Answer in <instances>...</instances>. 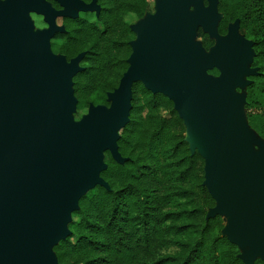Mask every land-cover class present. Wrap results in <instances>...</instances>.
I'll list each match as a JSON object with an SVG mask.
<instances>
[{"label":"water","instance_id":"1","mask_svg":"<svg viewBox=\"0 0 264 264\" xmlns=\"http://www.w3.org/2000/svg\"><path fill=\"white\" fill-rule=\"evenodd\" d=\"M218 2L154 0L152 12L130 23L128 66L108 103L90 101L75 117L73 76L85 52L67 60L51 50L54 17L35 28L29 14L50 10L44 0H0V264H61L54 245L71 233L79 198L97 184L110 187L101 175L105 151L119 163L129 158L118 139L137 80L173 101L190 153L203 157L202 184L214 199L206 220L222 217L221 235L243 264H264V137L245 107L259 66L239 17L219 30ZM199 27L213 39L208 47Z\"/></svg>","mask_w":264,"mask_h":264},{"label":"trees","instance_id":"2","mask_svg":"<svg viewBox=\"0 0 264 264\" xmlns=\"http://www.w3.org/2000/svg\"><path fill=\"white\" fill-rule=\"evenodd\" d=\"M102 18L107 29H80L81 44L71 53L86 49L85 68L73 76L78 98L75 117L89 101L107 102L126 67L133 33L121 13L142 14L150 0H103ZM223 13L218 28L239 17V29L254 40L253 65L246 110L251 126L264 137V0H219ZM208 47L213 39L198 28ZM71 50V49H68ZM217 73V68L209 69ZM185 125L173 101L152 92L140 81L132 84L129 120L120 129L118 148L129 158L115 161L105 151L107 167L101 175L109 189L95 185L79 198L69 222L71 233L54 245L61 264H243L239 248L221 235L220 215L206 220L214 199L202 184L203 157L190 153L184 140ZM167 244L173 251L163 252ZM253 264H263L259 258Z\"/></svg>","mask_w":264,"mask_h":264},{"label":"flooded vegetation","instance_id":"3","mask_svg":"<svg viewBox=\"0 0 264 264\" xmlns=\"http://www.w3.org/2000/svg\"><path fill=\"white\" fill-rule=\"evenodd\" d=\"M44 1L48 4V7L50 10H48L47 12H40V13L36 12L35 10L29 11L30 17H31L33 24H34V27L35 28H47V27H49V20L48 19L49 18L51 19L52 17H54V22H55V25L57 26V28L54 29L53 33L49 37V44H50L51 50L55 53L64 54L66 56L67 60H69L71 57L75 56L78 52L84 51L85 53L80 60V64L83 65L85 68V66H86L85 65L86 49H80V50L75 51L74 53H71V52L74 50V48L79 47L81 44H85V43L87 44V43L91 42L89 39H87V40L81 39V37H80V29L81 28H83V27L89 28L88 31L92 33V37L95 35V32H97V31L102 32V31H105L107 29L106 23L104 22V19L101 17L102 11H103L104 6H105L104 1L103 0H94V3H93L94 8L91 10L79 9V6H78L79 0H77V2H76V0H44ZM82 1H84L85 3L91 2V0H82ZM149 2H150V6L147 9H145L142 14H138L137 12H133L137 15V18L131 22H128V27L131 30V32L133 33V36L131 38H133L135 36V33L130 28V23H132V22L136 21L138 18L142 17L146 11L152 12L154 10V8H153L154 0H150ZM151 4H152V6H151ZM54 11H57V14H55V16H53ZM126 13H128V12H125V13L123 12V14L121 13L122 20L123 19L126 20L124 17V15ZM129 40H128V42H129ZM129 45H130V43H129ZM130 48H131V45H130ZM68 49H71V50H68ZM130 52H131V50H130ZM130 52H129V54H130ZM129 54L127 55V57L129 56ZM127 57H126V62H127ZM127 66H128V62H127L126 67L123 69V71L127 68ZM137 81H139V80H137ZM107 92H106V94H107ZM94 103H98V102H94ZM104 103H108V101L104 102ZM131 104H132V98H131Z\"/></svg>","mask_w":264,"mask_h":264},{"label":"rangeland","instance_id":"4","mask_svg":"<svg viewBox=\"0 0 264 264\" xmlns=\"http://www.w3.org/2000/svg\"><path fill=\"white\" fill-rule=\"evenodd\" d=\"M151 6H152V4H151ZM124 17H125V19H126V21H128V22H131V21H133V20H135L136 18H137V15L135 14V13H133V12H128V13H126L125 15H124ZM107 101V100H106ZM86 111V110H85ZM85 111H83V112H85ZM247 111V110H246ZM82 111H81V113H83ZM185 130V129H184ZM185 140V139H184ZM90 189H92V188H90ZM90 189L86 192V193H88L89 191H90ZM85 193V194H86ZM73 212V211H72ZM221 217V216H220ZM72 218H73V215H72ZM222 218V217H221ZM72 220V219H71ZM222 222H223V219H222ZM68 226H69V223H68ZM70 228V227H69ZM71 229V228H70ZM221 231V230H220ZM175 249V246L174 245H172V244H167L166 246H164L161 250L163 251V252H167V251H173Z\"/></svg>","mask_w":264,"mask_h":264}]
</instances>
